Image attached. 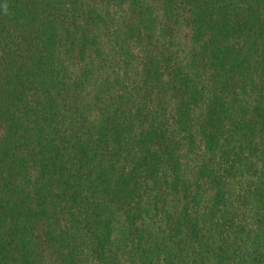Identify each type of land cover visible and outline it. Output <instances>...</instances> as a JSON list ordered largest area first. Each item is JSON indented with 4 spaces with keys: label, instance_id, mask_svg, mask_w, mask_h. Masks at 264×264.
<instances>
[{
    "label": "trees",
    "instance_id": "1",
    "mask_svg": "<svg viewBox=\"0 0 264 264\" xmlns=\"http://www.w3.org/2000/svg\"><path fill=\"white\" fill-rule=\"evenodd\" d=\"M0 264H264V0H0Z\"/></svg>",
    "mask_w": 264,
    "mask_h": 264
},
{
    "label": "clouds",
    "instance_id": "2",
    "mask_svg": "<svg viewBox=\"0 0 264 264\" xmlns=\"http://www.w3.org/2000/svg\"><path fill=\"white\" fill-rule=\"evenodd\" d=\"M5 13H7V4L4 5Z\"/></svg>",
    "mask_w": 264,
    "mask_h": 264
}]
</instances>
